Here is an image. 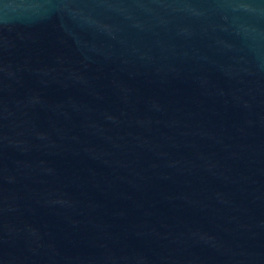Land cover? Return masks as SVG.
Segmentation results:
<instances>
[{"label":"water","instance_id":"1","mask_svg":"<svg viewBox=\"0 0 264 264\" xmlns=\"http://www.w3.org/2000/svg\"><path fill=\"white\" fill-rule=\"evenodd\" d=\"M0 264H264V0H0Z\"/></svg>","mask_w":264,"mask_h":264}]
</instances>
